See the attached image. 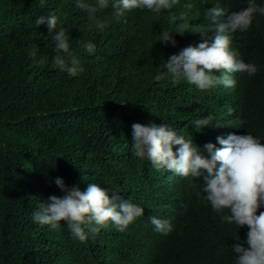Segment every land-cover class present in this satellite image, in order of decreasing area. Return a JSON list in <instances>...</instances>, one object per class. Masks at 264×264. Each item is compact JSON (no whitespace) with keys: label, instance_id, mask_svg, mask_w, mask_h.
Listing matches in <instances>:
<instances>
[{"label":"trees","instance_id":"obj_1","mask_svg":"<svg viewBox=\"0 0 264 264\" xmlns=\"http://www.w3.org/2000/svg\"><path fill=\"white\" fill-rule=\"evenodd\" d=\"M217 3L231 12L247 0H178L171 13H185L186 22L170 23L168 11L134 9L99 32L89 28L87 14L73 0H0V264H232L238 254L230 248L246 241L248 227L221 221L205 199L203 177L157 170L131 151L134 123H168L201 148L221 134L261 138L264 16L256 15L247 31L233 36L241 57L258 68L253 76L233 73L234 88L201 91L156 78L166 71L168 57L203 42L191 30H206L205 11ZM48 14L68 30L86 69L81 76L53 67L49 29L35 23ZM162 28L174 33L175 46L161 42ZM88 40L96 44L92 55L79 47ZM30 48L37 49L39 66ZM208 114L213 125H223L196 130L191 122ZM57 177L81 191L90 183L110 196L116 189L144 207V216L124 232L102 227L85 242L74 239L63 222L56 229L41 226L32 213L50 196H63ZM157 212L174 226L165 237L143 223Z\"/></svg>","mask_w":264,"mask_h":264},{"label":"clouds","instance_id":"obj_2","mask_svg":"<svg viewBox=\"0 0 264 264\" xmlns=\"http://www.w3.org/2000/svg\"><path fill=\"white\" fill-rule=\"evenodd\" d=\"M73 3L87 14L89 28L99 32L134 9L154 14L168 11L170 23L177 19L187 21L185 13L179 16L171 13L178 0H73ZM184 7L191 8L192 4L186 3ZM109 8L111 12L108 15H100ZM256 15L264 16V0H259V3L247 0L246 7L239 11L230 12L219 3L207 9L204 16L208 22L206 30H201L200 26H193L191 30L201 33L203 42L168 57L164 66L166 71L156 78L166 79L172 85L184 82L205 91L217 85L234 88L237 80L233 73L255 75L257 66L245 62L234 46L233 36L247 31ZM35 23L38 26L46 24L49 29V46L55 52L53 67L70 77L84 74L86 69L72 46L68 30L58 27V16L41 15ZM210 32L215 34L209 36ZM173 34L162 28L161 42L175 46ZM79 47L88 55L96 52V44L91 40L80 41ZM28 55L34 66L42 62L37 57V49L30 48ZM213 120L212 114H208L191 123L196 130L223 125H213ZM131 151L134 157L150 161L157 170L164 168L184 178L203 177L202 191L212 211L220 215L222 222L235 224L239 229L248 227L246 241L230 248L231 253L238 254L232 257V264H264V211H259L264 208V128L261 138L250 132L247 135L221 134L206 141L201 148L168 123H134ZM54 182L63 196H50L47 203L32 213V220L52 229L60 227L63 222L72 237L80 242H85L90 234L98 233L109 224L124 232L144 216V207L131 202L130 198L125 200L116 189L110 196L97 183H90L86 190L81 191L78 186L66 185L60 177ZM143 223L162 237L172 232L174 227L163 212L148 216Z\"/></svg>","mask_w":264,"mask_h":264}]
</instances>
